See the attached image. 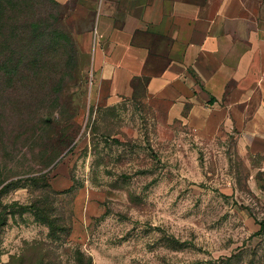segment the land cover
Returning <instances> with one entry per match:
<instances>
[{"label": "rangeland", "instance_id": "374dc122", "mask_svg": "<svg viewBox=\"0 0 264 264\" xmlns=\"http://www.w3.org/2000/svg\"><path fill=\"white\" fill-rule=\"evenodd\" d=\"M64 18L27 96L0 70V264H264V153L189 104L161 125L144 78L113 97Z\"/></svg>", "mask_w": 264, "mask_h": 264}, {"label": "crops", "instance_id": "0c3cea01", "mask_svg": "<svg viewBox=\"0 0 264 264\" xmlns=\"http://www.w3.org/2000/svg\"><path fill=\"white\" fill-rule=\"evenodd\" d=\"M56 1L113 97L147 78L161 125L189 104V118L215 113L214 124L225 122L241 146L264 153V0Z\"/></svg>", "mask_w": 264, "mask_h": 264}, {"label": "trees", "instance_id": "16d2710c", "mask_svg": "<svg viewBox=\"0 0 264 264\" xmlns=\"http://www.w3.org/2000/svg\"><path fill=\"white\" fill-rule=\"evenodd\" d=\"M44 2L45 6L41 5L40 11V0H0V70L7 74L4 78L10 82L11 91L21 92L23 96L28 95L27 87H30L26 85V80H33L36 71L49 65L44 60L47 53H69L73 50L71 36L55 30L61 5L56 0ZM37 14L41 23L45 24L43 27L35 21ZM42 28L44 32L40 33ZM139 79L143 78L136 80ZM144 79L148 85V79ZM215 102L217 100L212 97L209 105ZM259 225L264 232V220Z\"/></svg>", "mask_w": 264, "mask_h": 264}]
</instances>
